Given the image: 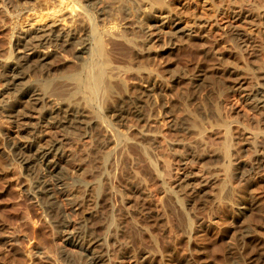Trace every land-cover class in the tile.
Segmentation results:
<instances>
[{"label": "rangeland", "instance_id": "rangeland-1", "mask_svg": "<svg viewBox=\"0 0 264 264\" xmlns=\"http://www.w3.org/2000/svg\"><path fill=\"white\" fill-rule=\"evenodd\" d=\"M55 19L90 45L50 49L9 116L4 74ZM259 94L264 0H0V264H264ZM71 100L90 127L58 120ZM51 144L56 169L17 157Z\"/></svg>", "mask_w": 264, "mask_h": 264}, {"label": "bare ground", "instance_id": "bare-ground-1", "mask_svg": "<svg viewBox=\"0 0 264 264\" xmlns=\"http://www.w3.org/2000/svg\"><path fill=\"white\" fill-rule=\"evenodd\" d=\"M79 14H80V11H78L76 8L70 7L67 11V14H66L67 18H65V19H67L71 22H75L79 16ZM52 16H53V14H51V16H49V17H52ZM244 17H247V19H248V17H252V16L247 15ZM239 34L237 32L234 35H236L237 40L238 39L242 40V38H241L242 34L241 35H239ZM23 40H24L23 47H24L25 51H27V52L25 54H23V56H21V57H16L10 63V68H9L10 70L6 74H4V77H6L5 83H4L6 85L5 87L6 88L8 87L9 89L13 90V92L15 94V96H14L15 103L11 105V103L13 101L1 102L2 108H4V110L9 114V116L10 115H12L14 117L16 116V117H18V119L19 118H21V119L27 118V117H24V115H19L18 113H20V111H16L17 106L19 104H21L22 101L29 102V104H30V102H31V104H32V102H36L33 105H36L37 102L40 103V100H41L40 97L42 95H40L39 92L37 93L36 91H33V90H35V89H33V86L35 87V85H36V84H34V82H35V80H38V79L34 78L35 80H32L33 77H31L30 74H31V72H33V70L38 71V69L42 68V66H41L42 62H44V61L46 62V59L49 56H51V54L49 55V50L53 49L55 51L56 49L57 50L61 49V47H62V49L63 48L64 49L65 48L66 49L67 48H70V49L73 48L74 49L73 51L76 50V54L81 55V53H83L88 48V46L90 45V43L87 40L80 41L78 39L77 35L73 32V30L71 28L66 27L58 19L51 21L48 25L36 27L32 31V33L27 38H24ZM20 48H21V46H20ZM53 50H51V51H53ZM33 73L31 75H33ZM99 76H100V74H99ZM99 76L97 74L98 80L101 77V76L100 77ZM30 78L32 81L29 82ZM98 82H100V81H98ZM37 83H39V81ZM96 84H98V83L96 82ZM254 96H255L254 102L256 103L257 106H260L264 103V95L263 94L262 95L261 94L254 95ZM41 98H43V97H41ZM73 98L75 99L76 97H73ZM71 101H69V103ZM74 101H76V100H74ZM74 101L71 102L72 104L67 103L69 106H66L65 104H63V103H65V101L63 103L57 102V104H56L57 107H55V108L58 111L59 115L62 114V118H61L56 113L60 117V119H58V120L61 121L66 126H70V129L71 128L79 129L81 126L82 127L85 126L86 128L90 127L91 122L86 121V120L84 121V119L83 120L81 119L82 115H80L81 114L80 111H78V109L76 108V106H79V104L75 105L74 103H76V102H74ZM28 106L30 107V105H28ZM25 115H26V113H25ZM83 115H84V113H83ZM61 122H60V124H61ZM58 148L59 147H57L56 144H51L47 150H41V149H38L36 147L34 148V146H32V145H29L25 149H21L17 153V157L20 160L21 164H23L30 171V170H33L39 164H46V167H47L50 163H52L49 160V156H51L52 154H54L55 156L57 154H60V153H58V150H59ZM55 162L52 165L50 164L52 167V170L56 169V167L58 165ZM56 181H57L56 185H58V186L60 185V187H61L62 183H61L60 179L57 178ZM29 196L32 200L35 201V203H37L41 207V209L50 210L51 207H53V205H54L53 194H51V188L49 185H44L42 187H36L35 189L30 191ZM238 208L242 209V207H238ZM243 209H244V207H243ZM78 235H80V234H77V236ZM79 237L80 236H78V239H79Z\"/></svg>", "mask_w": 264, "mask_h": 264}]
</instances>
